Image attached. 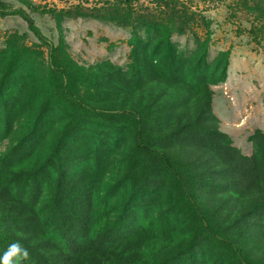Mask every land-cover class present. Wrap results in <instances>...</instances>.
Masks as SVG:
<instances>
[{
	"label": "trees",
	"instance_id": "16d2710c",
	"mask_svg": "<svg viewBox=\"0 0 264 264\" xmlns=\"http://www.w3.org/2000/svg\"><path fill=\"white\" fill-rule=\"evenodd\" d=\"M12 1L0 18H20L37 49L23 35L0 54V255L21 239L25 264H264V131L246 156L222 129L213 87L232 52L210 60L211 21L190 0H158L159 15L108 0L134 30L131 63L86 66L69 52L70 9ZM241 2L264 34V0ZM32 13L53 16L57 44ZM199 22L183 54L173 37Z\"/></svg>",
	"mask_w": 264,
	"mask_h": 264
},
{
	"label": "rangeland",
	"instance_id": "374dc122",
	"mask_svg": "<svg viewBox=\"0 0 264 264\" xmlns=\"http://www.w3.org/2000/svg\"><path fill=\"white\" fill-rule=\"evenodd\" d=\"M8 1L16 8L20 7L17 2ZM34 1L49 8L70 9L64 26L67 31L69 52L80 65L111 61L124 69L128 68L132 50L129 42L134 36V30L126 25L122 18L115 19L116 14L112 10L105 11L108 0ZM115 1L110 0L112 4ZM157 1L133 0L132 7L138 12L149 8L151 13L159 15L155 9ZM190 1L191 9L211 21L213 36L210 60L221 51L232 52L227 81L213 87L215 93L213 107L222 122V129L230 135L234 146L240 148L244 155L251 156L253 146L249 137L257 129L264 131V34L257 36L250 32L253 28L259 27L257 26L259 24L254 21V16L246 10L241 0ZM81 12L91 16L79 17ZM31 16L41 32L57 44L59 34L53 16L40 13H32ZM102 16L107 20H102L100 18ZM198 24L186 35L173 37L183 54L188 55L195 49L194 34L201 38L206 36L205 24L199 26ZM23 35H27L24 45L36 50L34 44L37 40L20 18H0V54L10 45L12 37L18 39ZM41 51L38 62L47 63V50ZM41 71L44 75L45 71L43 69Z\"/></svg>",
	"mask_w": 264,
	"mask_h": 264
},
{
	"label": "clouds",
	"instance_id": "9594fccd",
	"mask_svg": "<svg viewBox=\"0 0 264 264\" xmlns=\"http://www.w3.org/2000/svg\"><path fill=\"white\" fill-rule=\"evenodd\" d=\"M30 258L29 249L21 242V239H17L10 243L0 255V264H25Z\"/></svg>",
	"mask_w": 264,
	"mask_h": 264
}]
</instances>
